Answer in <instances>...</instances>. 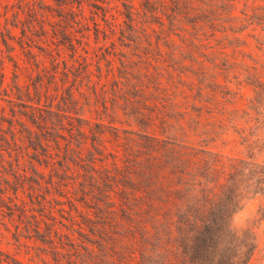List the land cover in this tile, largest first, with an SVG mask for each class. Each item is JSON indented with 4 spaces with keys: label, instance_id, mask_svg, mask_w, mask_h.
I'll list each match as a JSON object with an SVG mask.
<instances>
[{
    "label": "rangeland",
    "instance_id": "rangeland-1",
    "mask_svg": "<svg viewBox=\"0 0 264 264\" xmlns=\"http://www.w3.org/2000/svg\"><path fill=\"white\" fill-rule=\"evenodd\" d=\"M103 1L0 0V249L27 264L53 263L35 241L15 235L17 221L9 219L5 205L16 203L32 213L41 209L59 219L62 212L67 217L92 216L78 200V188L84 180L98 188L100 180L96 173L93 179L91 174L82 175L80 156L88 159L95 143L96 154L104 157L93 164L102 171L121 163L123 138H117L116 131L121 136L124 129L165 131L160 118L136 126L139 115L159 113L170 122L183 116L180 129L189 131L204 148L228 157L250 155L239 129L246 121L236 110L247 109L255 94L248 84L249 73L264 77V0L204 4L207 19L215 20L216 37L207 40L214 47L177 51L165 46L139 51L121 46L119 30L106 38L108 44L104 45L103 33L98 41L95 3L103 4L109 14L108 24L99 18L101 31L109 33L112 25L118 29L124 19L125 0ZM131 1L134 10L140 9V0ZM75 17L80 26H89V34L79 32L84 28L77 30ZM174 41L182 45L180 37L174 35ZM219 42L227 51L221 56L215 52ZM122 58L130 61L121 66ZM120 70L138 72L141 79L145 74V78L123 84L116 81ZM163 71L168 74L160 77ZM156 100H164L167 106L157 111ZM70 123L80 129L75 137L79 148L65 151L59 135L68 136ZM41 127H49L52 139L44 150L39 146ZM60 158L70 159L64 169L58 164ZM53 171L67 182L51 184ZM106 189L99 187L104 199L116 201L113 193L105 196ZM233 222L257 234L258 246L248 264H264V197L248 195Z\"/></svg>",
    "mask_w": 264,
    "mask_h": 264
},
{
    "label": "trees",
    "instance_id": "trees-1",
    "mask_svg": "<svg viewBox=\"0 0 264 264\" xmlns=\"http://www.w3.org/2000/svg\"><path fill=\"white\" fill-rule=\"evenodd\" d=\"M208 2L213 5L215 0H140V9L134 10L132 1L125 0L123 24L118 29L109 26V33L101 31L99 22L100 18L108 24L107 8L95 3L94 33L98 41L103 33L105 45L106 38L119 30V44L138 51L162 46L176 51L184 47L207 50L214 47L207 40L216 37L215 20L207 19L204 9ZM73 24L79 26L77 30L84 28L79 31L83 36L91 32L88 25H79L78 17ZM174 35L181 38L182 45L174 41ZM218 45L216 54H226L225 47ZM120 60L121 66L130 61ZM165 74L168 72H161L160 77ZM142 78L138 72L120 70L116 81L131 84L144 80L145 74ZM247 79L255 94L247 109L236 112L246 121L239 129L248 158L223 156L204 148L189 131L180 129L183 116L170 122L157 116L159 113L139 115L136 126L145 119L160 118L165 131L124 129L123 136L116 131L115 136L123 138L120 165L115 162L112 168L98 171L93 163L104 156L96 154L95 143L89 158L80 156L78 163L82 175L88 178L91 174L93 179L96 173L98 184L107 188L105 196L113 193L116 201L104 199L100 186L84 180L80 181L78 200L92 216L67 217L62 212L59 219L41 209L32 213L16 203L5 205L9 219L17 221L15 235L35 241L53 264H248L258 246L257 234L249 226L237 228L233 220L248 195L264 197V159L257 158L264 156V77L250 72ZM156 105L159 111L167 103L156 100ZM47 128H39L41 150L52 144ZM66 130L68 136L59 135L65 141V151L79 148L75 138L79 127L70 123ZM95 133L92 131L93 136ZM60 153L58 150V157ZM69 160L60 158L58 164L64 169ZM51 175V184L67 182L55 171ZM88 199L92 203H87ZM0 264L27 263L0 249Z\"/></svg>",
    "mask_w": 264,
    "mask_h": 264
}]
</instances>
